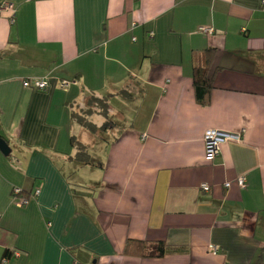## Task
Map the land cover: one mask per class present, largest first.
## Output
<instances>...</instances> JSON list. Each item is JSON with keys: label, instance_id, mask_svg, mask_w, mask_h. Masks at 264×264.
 <instances>
[{"label": "crops", "instance_id": "obj_1", "mask_svg": "<svg viewBox=\"0 0 264 264\" xmlns=\"http://www.w3.org/2000/svg\"><path fill=\"white\" fill-rule=\"evenodd\" d=\"M5 4L16 14L0 13V137L11 149L0 151V264H264V0ZM207 50L204 107L193 73ZM32 78L49 87L25 88ZM91 94L112 95L117 129L92 136L72 120ZM209 130L242 136L209 162ZM72 139L91 165L75 161ZM130 240L168 251L126 255Z\"/></svg>", "mask_w": 264, "mask_h": 264}, {"label": "trees", "instance_id": "obj_2", "mask_svg": "<svg viewBox=\"0 0 264 264\" xmlns=\"http://www.w3.org/2000/svg\"><path fill=\"white\" fill-rule=\"evenodd\" d=\"M214 56V50L205 51L202 60L204 63L203 66H196L193 73L196 100L204 107L209 105L210 96L214 87V76L211 72ZM68 82L71 84L74 80ZM111 96L89 95L83 103L73 110L72 120L92 136L103 135L111 130L117 129V123L110 117ZM71 141L72 145L77 149L75 161L82 166L91 165L93 162L88 148L78 141H75V139ZM167 251L168 248L163 242L151 244L130 240L127 243L125 253L126 255L135 257H162ZM4 258V263H7L8 258H10L9 252L4 254Z\"/></svg>", "mask_w": 264, "mask_h": 264}, {"label": "built area", "instance_id": "obj_3", "mask_svg": "<svg viewBox=\"0 0 264 264\" xmlns=\"http://www.w3.org/2000/svg\"><path fill=\"white\" fill-rule=\"evenodd\" d=\"M3 10H9L12 13V18H15L16 14V9L10 5V4H5V5H0V13ZM136 25H134V28ZM202 32L205 33H213L211 29H202ZM70 85V82L64 81L62 84V87H68ZM23 86L27 89H32V90H46L49 87V79L47 78H32L29 80H25L23 83ZM241 134H234V133H228V132H223L219 130H209L205 134L204 138V143H205V155H206V160L209 162H213L216 160L221 153V146L229 141H240L241 140ZM238 185L241 188L245 187L246 184V179L244 177H240L238 179ZM226 188L230 187V183L225 184ZM201 190L208 193L211 188L207 184H202L201 185ZM20 191L16 190L15 194H19ZM39 194V193H37ZM22 204H27L26 200L21 201ZM1 217V215H0ZM209 251L213 255H217L220 252V248L211 245L209 247ZM79 264V263H77Z\"/></svg>", "mask_w": 264, "mask_h": 264}, {"label": "water", "instance_id": "obj_4", "mask_svg": "<svg viewBox=\"0 0 264 264\" xmlns=\"http://www.w3.org/2000/svg\"><path fill=\"white\" fill-rule=\"evenodd\" d=\"M0 151L5 155V156H9L11 153V149L9 147V145L7 144V142L0 137Z\"/></svg>", "mask_w": 264, "mask_h": 264}]
</instances>
